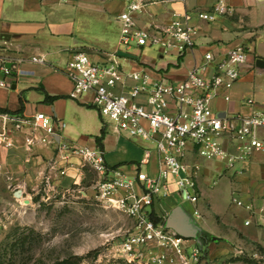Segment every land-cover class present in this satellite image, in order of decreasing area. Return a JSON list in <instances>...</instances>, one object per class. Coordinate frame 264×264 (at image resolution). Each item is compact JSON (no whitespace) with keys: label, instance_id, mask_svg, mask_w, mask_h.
Listing matches in <instances>:
<instances>
[{"label":"built area","instance_id":"1","mask_svg":"<svg viewBox=\"0 0 264 264\" xmlns=\"http://www.w3.org/2000/svg\"><path fill=\"white\" fill-rule=\"evenodd\" d=\"M185 0H124L117 15L119 45L114 51L103 52L98 59L84 51H74L66 67L73 84L72 95L89 94L88 103L103 121L118 135L143 139L154 145L157 169L149 173L144 166L150 163L151 148L134 172L122 166L107 164L98 146L77 147L61 141L65 127L62 120L44 112L28 118L19 113L0 111V145L14 146L17 134L31 150L37 143L52 145L57 156L69 161L79 155L96 175L92 187L95 200L105 208L124 213L132 222L131 228L120 239L116 252L131 264L148 258L150 264H201L203 232L186 238L168 228L165 217L158 211L162 200L175 192L184 202L195 206L201 198L197 179L201 163L195 158L217 161L227 170L242 171L239 166L263 150L260 131L264 130V106L248 115L219 114L212 102L217 98L230 100L229 92L239 81L248 59V50L241 44L222 51L208 50L203 61L188 70L184 79L170 82L165 77H154L150 70L126 72L121 60L136 58L133 48L156 47L163 55L181 58L195 42L194 16L204 21H215L231 13L225 0H217L211 10L194 13L184 8L172 11L166 23L142 24L140 15L156 4ZM2 68L5 57L0 54ZM31 62H44L33 56ZM0 84H4L0 80ZM247 104H255L248 99ZM239 206L253 210L233 198ZM191 220L201 217L197 207L190 212ZM247 220L245 224H249Z\"/></svg>","mask_w":264,"mask_h":264},{"label":"crops","instance_id":"2","mask_svg":"<svg viewBox=\"0 0 264 264\" xmlns=\"http://www.w3.org/2000/svg\"><path fill=\"white\" fill-rule=\"evenodd\" d=\"M216 1L156 4L140 15V21L142 24L166 23L172 11L182 12L184 8L193 13L208 11ZM225 1L232 11L215 21L194 16L195 42L183 57L159 53L153 58L146 55L145 48H133L137 57L124 61L125 71L146 68L154 77H165L175 83L203 61L206 51L219 52L243 44L248 50V59L239 81L229 92L230 100L217 98L212 107L215 112L228 115H248L262 108L264 69L256 66L255 61L264 59V0ZM123 6L124 0H0V54L9 69L4 71L0 61V80L4 82L0 84V110L28 118L38 112L52 115L65 123L61 141L80 148L97 146L96 138L104 130L102 150L107 164L122 165L130 174L144 158L145 149L151 148L150 163L144 168L154 174L157 169L154 145L140 138L118 135L105 127L99 112L88 103L89 94L72 95L73 84L65 72L74 51L81 50L98 59L103 52L118 48L116 18ZM33 56H41L44 62H31ZM47 95L57 97L49 100ZM248 99H253L255 104L248 105ZM260 136L264 143V130ZM14 137V146L0 148V180L5 185L24 188L32 183L34 176L44 173L49 163L45 160L54 158L56 148L37 143L27 150L22 135ZM189 156L190 161L199 160ZM57 160L62 162L59 156ZM201 166L197 179L201 198L197 205L182 201L173 192L162 200L160 208L157 206L158 211L166 218L173 208L179 207L190 216L197 207L201 217L196 222L205 237L214 242L232 243L237 252H242L247 243L264 253V148L239 166L242 171L227 170L224 164L211 160H204ZM215 174L219 180L226 178L229 182L226 195L231 197L230 207L223 205L220 198L223 189L215 188L217 181L210 183ZM233 198L252 204L253 210L239 206ZM247 220L249 224H245Z\"/></svg>","mask_w":264,"mask_h":264},{"label":"rangeland","instance_id":"3","mask_svg":"<svg viewBox=\"0 0 264 264\" xmlns=\"http://www.w3.org/2000/svg\"><path fill=\"white\" fill-rule=\"evenodd\" d=\"M144 52L153 58L160 53L152 46ZM57 154L56 150L52 160H45L49 163L44 173L34 176L27 187L0 180V264H126L116 249L131 228V220L95 200L96 175L79 155L61 162ZM211 177L210 183L215 180V188L223 189V205H233L226 195L228 180H219L216 174ZM200 246L201 264H264V253L251 244L237 252L232 243L204 237ZM131 264L150 263L144 257Z\"/></svg>","mask_w":264,"mask_h":264},{"label":"water","instance_id":"4","mask_svg":"<svg viewBox=\"0 0 264 264\" xmlns=\"http://www.w3.org/2000/svg\"><path fill=\"white\" fill-rule=\"evenodd\" d=\"M255 63L256 66L264 69V59L257 58ZM16 195L21 196V193L17 192ZM165 223L168 228L175 230L179 235L186 238L196 237V234L201 231V228L191 220V217L179 207H175L170 211Z\"/></svg>","mask_w":264,"mask_h":264},{"label":"trees","instance_id":"5","mask_svg":"<svg viewBox=\"0 0 264 264\" xmlns=\"http://www.w3.org/2000/svg\"><path fill=\"white\" fill-rule=\"evenodd\" d=\"M57 96H49V95H47V99H53V98H56ZM0 111H3V112H7V111H5V110H0ZM104 136H105V132H104V130H102L101 131V135L100 136H98L97 138H96V143H97V146L99 147V148H101V149H103V143H102V140L104 139ZM205 237V236H204Z\"/></svg>","mask_w":264,"mask_h":264}]
</instances>
